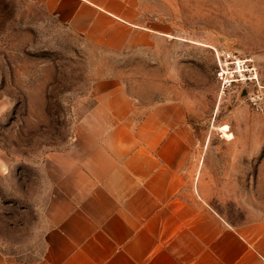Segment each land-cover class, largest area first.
Wrapping results in <instances>:
<instances>
[{
  "label": "rangeland",
  "instance_id": "rangeland-1",
  "mask_svg": "<svg viewBox=\"0 0 264 264\" xmlns=\"http://www.w3.org/2000/svg\"><path fill=\"white\" fill-rule=\"evenodd\" d=\"M149 1L168 34L152 49L112 54L25 0H0V146L10 162L0 174L4 252L26 261L44 253L51 183L43 160L70 143L102 77L119 78L139 108L183 102L195 132V198L234 225L264 217V0ZM226 49L253 58L258 84L221 93L216 52Z\"/></svg>",
  "mask_w": 264,
  "mask_h": 264
},
{
  "label": "crops",
  "instance_id": "crops-1",
  "mask_svg": "<svg viewBox=\"0 0 264 264\" xmlns=\"http://www.w3.org/2000/svg\"><path fill=\"white\" fill-rule=\"evenodd\" d=\"M25 1L112 54L152 49L168 34L149 0ZM91 94L70 143L43 160L44 253L26 261L0 249V264H264V217L234 225L193 195L195 132L183 102L139 108L117 77L94 80ZM9 168L0 146V174Z\"/></svg>",
  "mask_w": 264,
  "mask_h": 264
},
{
  "label": "built area",
  "instance_id": "built-area-1",
  "mask_svg": "<svg viewBox=\"0 0 264 264\" xmlns=\"http://www.w3.org/2000/svg\"><path fill=\"white\" fill-rule=\"evenodd\" d=\"M216 78L221 93L231 91L239 85L242 89L258 84V71L252 57L242 55L235 49H226L216 52ZM260 97L257 94V98ZM253 103L259 108L256 96L252 97Z\"/></svg>",
  "mask_w": 264,
  "mask_h": 264
},
{
  "label": "bare ground",
  "instance_id": "bare-ground-1",
  "mask_svg": "<svg viewBox=\"0 0 264 264\" xmlns=\"http://www.w3.org/2000/svg\"><path fill=\"white\" fill-rule=\"evenodd\" d=\"M221 129H222L223 134H224L225 137H228V138H232L233 137V134L228 132V125L227 124L221 126Z\"/></svg>",
  "mask_w": 264,
  "mask_h": 264
}]
</instances>
